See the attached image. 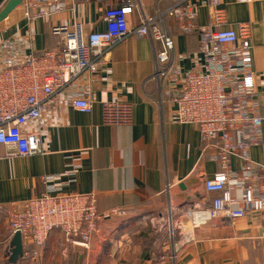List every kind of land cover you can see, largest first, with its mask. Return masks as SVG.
<instances>
[{"label": "crops", "instance_id": "1", "mask_svg": "<svg viewBox=\"0 0 264 264\" xmlns=\"http://www.w3.org/2000/svg\"><path fill=\"white\" fill-rule=\"evenodd\" d=\"M54 1L65 3L66 9L48 19L27 23L20 4L0 22V41L17 40L16 60L55 46L54 26L78 23L85 34L105 31V9L127 0ZM132 1L136 7L131 26H138L141 13L152 17L169 10L166 30L174 42L175 62L187 71L198 55V40L176 28L173 10L178 0ZM219 2L228 28L239 23L251 26L252 69L264 117V0ZM189 5L195 12L193 24L207 25L206 0H191ZM154 68L151 42L127 38L112 48L97 75L78 79V87L92 102L90 113L59 102L41 116L45 123L41 154L0 159V262L5 261L11 240L3 209L43 194V180L49 176L61 193L95 196L99 229L83 251L61 246L59 234L51 233L32 264H264V212L191 229L192 206L209 204L214 197L203 186L206 169L212 166L210 152L204 150L195 126L173 121L174 100L180 93L168 85L159 89ZM112 101L131 105L130 125L103 124L102 104ZM249 159L255 166L264 165V120L261 144L250 149ZM239 165L231 159L233 168ZM113 211L117 214L110 215ZM169 211L192 237L174 258L171 240L151 223Z\"/></svg>", "mask_w": 264, "mask_h": 264}, {"label": "built area", "instance_id": "2", "mask_svg": "<svg viewBox=\"0 0 264 264\" xmlns=\"http://www.w3.org/2000/svg\"><path fill=\"white\" fill-rule=\"evenodd\" d=\"M190 1L178 0L173 10L177 30L198 35V55L185 72L175 62L174 42L166 30L169 10L157 11L152 17L141 13L138 26H131L136 7L132 0L105 9L103 32L85 34L78 23L54 26L51 33L58 37L55 46L22 60L15 58L16 39L0 41V159L41 154L45 128L42 114L59 102L90 113L92 102L78 87V79L97 75L117 44L131 36L146 38L153 47V79L158 88L168 85L180 93L174 100L173 121L195 126L204 150L210 152L212 166L206 169L203 186L214 197L209 204L192 206L191 229L264 212V165L255 166L249 159L250 149L261 144L264 120L252 69L251 26L239 23L228 28L219 0H206L209 22L195 26ZM21 5L27 23L48 19L66 9L65 3L54 0H22ZM131 121L128 103L102 104L104 125H130ZM232 158L240 162L238 168L231 166ZM73 174L70 172V176ZM54 180L49 176L43 180V194L3 209L8 238L19 233L23 246L42 248L49 235L58 231L61 246L88 249L101 218L96 198L93 194L61 193ZM110 213L115 215L117 211ZM175 221L172 211L151 220L152 227L171 240L173 258L192 241L190 234L184 233V224ZM37 258V252L23 249L20 260L33 263Z\"/></svg>", "mask_w": 264, "mask_h": 264}, {"label": "water", "instance_id": "3", "mask_svg": "<svg viewBox=\"0 0 264 264\" xmlns=\"http://www.w3.org/2000/svg\"><path fill=\"white\" fill-rule=\"evenodd\" d=\"M4 0H0V5L2 4ZM22 0H7V2L4 4V6L0 9V22L5 20L16 7H18L21 4ZM69 248L71 249H80L85 250L84 247L80 245H72ZM23 253V245L21 241V237L19 233H15L13 237L10 240V244L8 246V263L9 264H16L17 261L21 258Z\"/></svg>", "mask_w": 264, "mask_h": 264}, {"label": "trees", "instance_id": "4", "mask_svg": "<svg viewBox=\"0 0 264 264\" xmlns=\"http://www.w3.org/2000/svg\"><path fill=\"white\" fill-rule=\"evenodd\" d=\"M52 35V34H51ZM184 35H195L197 36V40H198V35L197 33H191V34H184ZM54 46L48 48V49H45V50H49L51 48H53ZM53 232H56L58 233V231H53ZM52 232V233H53ZM49 238V237H48ZM45 246H43L42 248H38L36 245L34 244H26L24 245V251H28V252H38V251H41ZM0 264H9L7 260L3 261V262H0ZM20 264H28V261H20Z\"/></svg>", "mask_w": 264, "mask_h": 264}, {"label": "rangeland", "instance_id": "5", "mask_svg": "<svg viewBox=\"0 0 264 264\" xmlns=\"http://www.w3.org/2000/svg\"><path fill=\"white\" fill-rule=\"evenodd\" d=\"M21 237V236H20ZM21 241H22V239H21ZM23 245V244H22ZM8 246H9V244H8ZM8 246H7V250H5L6 252H4L5 254H6V258H5V260H8V256H7V254H8ZM23 249H24V246H23ZM20 260V259H19ZM29 264H32V262H29Z\"/></svg>", "mask_w": 264, "mask_h": 264}]
</instances>
